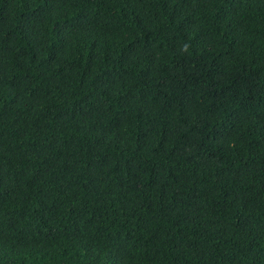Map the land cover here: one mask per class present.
<instances>
[{
  "label": "trees",
  "instance_id": "1",
  "mask_svg": "<svg viewBox=\"0 0 264 264\" xmlns=\"http://www.w3.org/2000/svg\"><path fill=\"white\" fill-rule=\"evenodd\" d=\"M0 264H264V0H0Z\"/></svg>",
  "mask_w": 264,
  "mask_h": 264
},
{
  "label": "bare ground",
  "instance_id": "2",
  "mask_svg": "<svg viewBox=\"0 0 264 264\" xmlns=\"http://www.w3.org/2000/svg\"><path fill=\"white\" fill-rule=\"evenodd\" d=\"M141 1V0H140Z\"/></svg>",
  "mask_w": 264,
  "mask_h": 264
}]
</instances>
